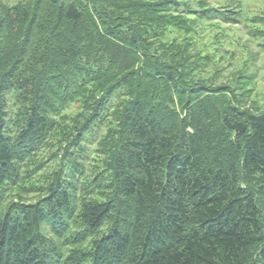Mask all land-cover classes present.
<instances>
[{"label":"trees","instance_id":"obj_1","mask_svg":"<svg viewBox=\"0 0 264 264\" xmlns=\"http://www.w3.org/2000/svg\"><path fill=\"white\" fill-rule=\"evenodd\" d=\"M8 1L0 0V264H264V112L197 74L209 59L187 38L166 42L194 20L239 23L257 38L264 16L247 6L254 0ZM74 102L83 110L72 146L91 142L96 118L110 111L95 175L70 155L69 180L30 185L43 194L36 202L1 208L6 184L26 181V153ZM94 192L101 200L73 198ZM42 226L72 247L62 261ZM91 236L88 249L76 247Z\"/></svg>","mask_w":264,"mask_h":264},{"label":"rangeland","instance_id":"obj_2","mask_svg":"<svg viewBox=\"0 0 264 264\" xmlns=\"http://www.w3.org/2000/svg\"><path fill=\"white\" fill-rule=\"evenodd\" d=\"M18 0H9L13 4ZM208 4L217 6L225 3V0H204ZM196 6V0H192ZM255 14L264 16V0H254L247 4ZM264 29V24L260 25ZM264 31V30H263ZM187 38L191 42L190 50L199 54L202 58H208L209 62L205 67L199 68L196 73L214 86H229L237 89L240 94L245 93L242 98V108L249 109L253 112H264V33L255 38L248 32V28L242 24L223 23L219 21L194 20L188 23V27L183 31H173L166 36V42L173 39L181 42ZM119 99H113L118 102ZM18 104L12 95L7 97L6 110L11 116L14 115ZM82 105L79 102L70 103L58 115L54 117L56 127H54L45 136L34 143L31 151L27 152L24 160L19 165L21 179L24 182H18L17 185L11 186L6 184L2 196V206L9 202L23 200L27 204L37 201L40 193L32 192L30 185H34L38 191L39 187L45 185L44 182L53 180L58 174L65 180H69L70 155H74L78 163L84 167V176L91 179L95 175L98 166L97 153L94 149L103 133L107 131L105 125L109 122L110 111L101 113L96 118L93 127V138L89 143H83V148L71 145V136L76 130V124L81 120ZM17 114V113H16ZM21 122V121H20ZM36 172L28 179L29 170ZM38 171V172H37ZM34 180L33 184H29ZM24 186V187H23ZM37 191V192H38ZM73 192V191H72ZM79 192V187L76 194ZM75 194V193H74ZM43 195V194H42ZM78 196V195H77ZM78 202H90L92 200H101L99 193H90L89 195L74 197ZM76 202V204L78 203ZM78 205V204H77ZM72 225V224H71ZM72 229H79V225H72ZM107 229L104 225L99 233L102 234ZM42 233L52 238L48 234L45 226H42ZM67 236H72L71 231ZM93 236L88 237L85 241L77 244V248L88 249ZM58 248L60 257H54L57 261H62L67 256L70 245H63L62 238L54 239ZM86 264V263H85Z\"/></svg>","mask_w":264,"mask_h":264}]
</instances>
